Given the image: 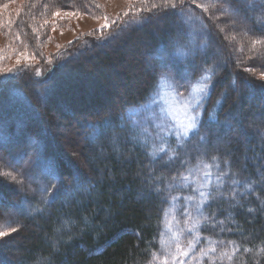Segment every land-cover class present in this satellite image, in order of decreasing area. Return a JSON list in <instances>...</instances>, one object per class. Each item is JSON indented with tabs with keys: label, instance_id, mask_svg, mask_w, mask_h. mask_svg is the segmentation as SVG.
I'll return each instance as SVG.
<instances>
[{
	"label": "trees",
	"instance_id": "16d2710c",
	"mask_svg": "<svg viewBox=\"0 0 264 264\" xmlns=\"http://www.w3.org/2000/svg\"><path fill=\"white\" fill-rule=\"evenodd\" d=\"M30 2L31 0L24 1L25 18ZM66 2L67 5H71L70 0ZM75 3L79 7L87 4V0H77ZM156 3H162V0H156ZM152 11L153 9L151 11L143 9L139 14L125 16L124 19L127 20L122 22L119 29L113 28L109 29L108 33L103 31L100 32L101 34L93 35L91 43L83 46L88 49L107 48L112 43L109 37L116 32L123 33L119 39V46H115L116 50L118 49L117 54L121 57H119V65L116 63L117 58L105 51L95 52L86 64L92 65L93 70L119 68L126 89L124 88L123 91L125 98L114 105L111 103L106 115L102 117L104 119L98 117L96 121H92L84 114L87 113L86 111L79 112L81 118L77 123L83 130L81 134H84L81 142L83 148L79 152L85 162L79 164L69 160V157H58L60 164L58 166L61 167L59 170L63 177L69 178L70 185L65 181L60 192L55 193L53 185L59 184V181L54 177L61 175L57 172L49 176L46 173L40 174L39 167L45 171L42 158H37L35 163H31L26 168L30 178L32 174L39 177L41 188L48 189L47 193L42 195V201L37 195H29L25 189L17 191L14 187H4L0 181V202L3 204L0 219L3 222L9 219L13 222V227L17 226L23 230L13 235L7 243H0V264H156L154 256L159 250L162 218L168 203H161V197L155 194L153 186L156 180L150 179V175L154 173L156 177H165L166 182L175 183L179 179L173 180L174 176L186 175L190 168L200 164L201 161L213 165V157L218 158L222 171L230 173L224 187L221 188L228 199L217 198L215 202L209 201L203 209L204 221L200 233L204 237L203 241L210 242L215 251L210 253L201 264H264V87H261L264 85V80L258 78L257 70L245 71L250 69L249 57L236 52L237 49L233 45L235 41H226L223 33L218 32L220 26L218 20L208 19L205 16L204 21L211 26L213 35L210 40L205 36L203 41H200L202 37L199 41H195V46L207 43L208 48L202 50V53H195L194 46L192 51L185 53L184 43L186 45L188 38L192 36L188 33L186 37L184 29L179 36L177 35L176 17L153 19L143 26L134 23ZM241 12L249 17L253 26H256L255 19H264L262 15L264 0L247 1ZM198 13L201 15L195 12L194 15L203 17L202 12L198 11ZM153 22L156 24L154 25ZM140 31L143 33L142 36H135L136 32ZM249 34L264 38V27ZM124 46L132 47L135 50L133 54L137 52L139 57L146 51L165 52L166 56L170 57L165 61L172 71L161 68L160 74L170 73L177 82L184 84L185 90L205 73L209 74V78L214 83L208 91L210 100L206 105L207 110L204 111V105L202 115L205 121L211 122L201 128L200 134L205 135L207 129L217 135L211 137L214 146L207 149V155L197 153L193 149V145L198 143V138L193 137L184 145L191 156L190 164L181 168L180 163L176 161L165 168L159 158L153 164L152 157L145 154L150 153L149 150L143 149L131 140L125 142L124 139H114L113 132L97 135L98 130H102L108 120L116 124L115 131L120 132L118 126L123 121L122 117L125 113L144 105L155 91L157 78H154L152 69L151 73L142 70L143 76L140 75L127 84L125 80H129L127 78L129 72L133 68H138L139 61L130 64L125 58L122 60ZM174 50L176 55L184 56L181 59L183 65L179 57H177L179 60L175 58ZM34 52L38 55L36 48ZM61 54L62 51L54 54L41 74H29L33 84L38 86L46 84V79L51 78L52 73L57 70L56 65L64 61V56ZM194 55L197 71L186 75L182 67L185 65L189 68ZM262 66L264 67V58ZM200 67L206 71L201 72ZM99 71L101 70H97V73H100ZM65 77L60 78L55 85L60 84ZM245 81L248 83L246 84ZM7 84L0 89V107L5 104L1 94L5 93ZM55 85H52L54 89H56ZM50 87L47 86L46 90L51 97ZM222 93L226 95L221 96ZM20 100L15 106L20 116L17 121L22 130L29 126L28 135L34 137L38 127L36 128L34 124L35 120H30L28 117L32 106L27 104L25 98ZM48 100L47 102L53 103L52 99ZM118 104L119 124L114 121L116 117L114 110ZM67 107L69 113L73 114L71 107L77 106L73 102ZM34 109L35 111L42 109L43 119L40 123L48 130L55 126L52 116H47L50 110L46 104L45 106L37 104V108L35 106ZM8 113L10 114L6 106L0 108L1 116L8 117ZM242 121L252 124L251 128L247 130L242 127ZM229 124L233 126L231 129ZM46 128L42 130L39 128V132L47 136ZM237 128L243 131L244 136L241 139L236 135ZM9 133L11 138L14 134L11 131ZM123 135L127 137V133ZM20 143L21 141L18 144ZM170 145L175 148L172 142ZM177 153L183 158L180 148H177ZM177 153L172 152L169 157H164V160ZM22 169L21 167L17 170ZM232 178L240 181L238 187L232 186L235 188L234 194L229 187ZM161 187L163 188V185ZM215 188L214 186L212 189ZM173 191L180 193L179 190L173 189L171 192ZM171 192L165 193L168 201L171 199ZM24 202L34 209L28 215L23 213L20 205ZM209 203L211 207L208 206ZM37 209L40 211H36ZM213 214L215 220H223L224 224L217 223L213 227L210 222L205 223V219L211 218ZM221 228L224 231H221Z\"/></svg>",
	"mask_w": 264,
	"mask_h": 264
},
{
	"label": "rangeland",
	"instance_id": "374dc122",
	"mask_svg": "<svg viewBox=\"0 0 264 264\" xmlns=\"http://www.w3.org/2000/svg\"><path fill=\"white\" fill-rule=\"evenodd\" d=\"M24 1L0 0V76H8L10 78L7 82L5 93L2 92L1 94V99L2 101L4 100L5 104H2L0 108H5L6 106L10 114L8 113V117L0 115V152H3L10 159L16 169L21 167L25 169L31 163H35L37 158H42L45 164V171L39 167L40 174L46 173L49 176L50 174L55 175L57 172V174L62 176L59 170L61 167L59 168L58 166V157H69V160H74L79 164L85 162L84 157L79 152L83 148L81 142L84 135L81 134L83 130L79 128L77 123L81 118L79 117L81 116L79 112L86 111L87 113L84 114L89 116L88 118L92 121H96L98 117L104 119L102 117L106 115L111 105L119 103L125 98L123 92L125 83L119 68L113 70L99 68L97 70L101 71L97 73V70H93L92 65L86 64V61L91 60L95 52L105 51L111 54L112 57H116V63L119 65L120 56L117 54L118 49L116 50V47L119 46V39L123 36V33L116 32L119 33V36L112 40L111 46L107 48L93 47L88 49L86 47L83 48V46L91 43L93 35L101 34L103 31L108 33L109 29L113 28L115 30L119 29L122 22L127 20V18L124 19L125 16L139 14L143 9H150L151 11L152 5L157 3L156 0H87V4L78 7L75 3L77 0H70L71 5L64 7L61 5L68 4L66 0H31L26 14L27 17L25 18ZM247 1L250 0H245V3L240 6L241 11H243ZM215 2L216 0H197V3L201 4L202 8H196L195 13L201 15L198 11L202 12L203 18L205 16L208 18L213 13L215 17H219L216 19L220 25L217 29L218 32L223 33L226 41H235L233 45L237 49L236 52L249 57V68L254 72L257 70L256 75L258 78L264 80L260 78L261 73H264V67L262 66L264 54H261L264 53V38L250 36L249 33L251 32H247L243 28L245 22H242L239 18H237L239 22L233 28L231 26V10H229L228 15L215 12L212 7ZM205 9L208 11H205ZM56 12H59L60 15H54ZM177 19V23H182L183 29L186 30V37H188V33L192 36L191 38L189 37L190 39L188 38L186 45L184 43V46H186L185 53H188L194 49V44L201 37L200 41H203L205 36L202 34L199 23L192 24L187 19V16ZM255 21L256 23H263L264 19H255ZM153 24L155 25L156 23L153 22ZM104 25L109 26L101 31L100 29ZM221 29H223V32H221ZM142 34L141 31L136 32L135 36L141 37ZM130 39L134 40L131 37ZM253 41L259 42L253 43ZM199 45L202 46L201 44ZM34 48L38 50V55L35 54ZM60 51H62L64 61H68L67 65L62 69L56 70L55 75L51 78H47L46 84L43 83L40 86L33 84L29 74H41L51 57L54 54H59ZM134 51L132 47L126 46L122 57V60L125 58L126 62L130 64L134 61H139V71L136 67L129 72L127 76L129 80H125L127 84L132 79L135 80L136 77L143 76L145 71L151 73V69L157 68L162 63L161 57H163L164 61L170 58L166 56L165 52L162 53L161 51L157 53H148L146 51L143 55H140L141 57L137 56V52L133 54ZM182 52L184 51L182 50ZM202 52L201 50L200 53ZM173 53L176 59H178L177 57L180 58L183 65L184 62L181 59L184 56L176 55L175 50ZM138 58L140 60H137ZM126 62L124 63L126 64ZM152 65L153 67L151 68ZM182 68L185 71L186 66L184 65ZM14 71L25 74L17 78L13 76ZM62 77H65L62 81L63 83L61 82L56 86V82L58 83V80ZM209 82V74L205 73L185 90L184 87H178L181 83L177 82L170 73L160 74L157 78L155 91L149 100L144 105L127 111L122 117L123 121L120 122V125L126 123L125 126L131 128L134 123L143 122L151 114L157 116L162 114L165 124L172 126L174 131L179 132L187 125L191 116L196 115L199 118L202 115L203 101L208 96ZM52 85H55L56 89ZM47 86H51V97L46 90ZM58 95L59 97H57ZM24 98L27 104L32 106V111H30L28 117L30 120L34 119V124L36 128L38 127L34 137L28 135L30 132L29 126L22 130L17 121L20 116L15 109V106H17L16 102ZM47 99H49L48 101L52 99L53 103L47 102ZM83 101L85 103H82ZM73 102L76 103L77 107H71L73 114H70L67 105ZM37 104L39 106H45V104L48 106L50 112L47 113V116H52L55 125L50 130L40 123L43 115L42 109H36L35 111L34 107L36 106L37 108ZM33 105L35 106L33 107ZM197 105L200 107L197 108ZM194 108H196L195 112L193 111ZM114 111L116 112L114 121L119 124V104ZM241 125L248 130L252 124L249 125L247 122L242 121ZM39 128L40 130L46 128L47 136L44 133H40ZM237 130L236 135L241 139L244 136L243 131L241 128H237ZM10 131L14 134L11 138ZM20 141L21 143L18 144ZM170 142L177 148L174 136H169L167 144L164 146L167 147ZM148 150L150 153L155 154L157 158L161 155L158 150H154L152 147H149ZM169 154H172V152L169 151L168 155L164 157H169ZM17 155L18 157L14 158ZM197 165L192 168H196ZM209 172L211 173L210 187H217V169L215 164L210 168L200 166L198 172L191 174L188 171L184 175L187 180L175 181V183L184 184L185 187L174 188L179 190L180 193L173 191L170 194L171 199L162 218L159 250L154 256L156 264H181V260L183 264H201L213 252L211 243L208 241L204 242V237L200 233L204 215L198 216L194 211L191 216L181 215L177 208L183 206L185 201L181 199L175 204L172 203L173 197L184 196H192L194 200L200 202L201 198L198 190L207 183L205 174ZM0 173H10V175L0 174L2 186L14 187L17 191L25 189L29 195H37L41 200L42 188L39 177L32 174V178L28 175L25 179L19 175L17 170L6 167L2 163H0ZM13 176L16 177L15 181L12 179ZM67 183L70 185L69 179ZM203 190L208 191L209 188L206 187ZM20 205L25 215L34 211L25 202ZM206 205L207 202L204 203V207ZM12 224L13 222L9 219L4 222L0 219V225H3L0 230H7L9 225L18 229L17 232L10 233L9 236L0 240V243H7L13 235L23 231L22 228L13 227ZM183 252H187L188 255H183Z\"/></svg>",
	"mask_w": 264,
	"mask_h": 264
},
{
	"label": "snow or ice",
	"instance_id": "6c2138e0",
	"mask_svg": "<svg viewBox=\"0 0 264 264\" xmlns=\"http://www.w3.org/2000/svg\"><path fill=\"white\" fill-rule=\"evenodd\" d=\"M245 3V0H216V2L212 5V7L215 9V12L222 13L224 15H228L229 10H231L232 16H231V26L234 28L236 24L239 22V20L245 21L243 24V28L247 32H254L258 28L264 27V23H257L256 26H253L250 22V19L247 15L242 14L241 12V5ZM61 6H68L67 4H62ZM195 6V7H193ZM250 7V6H249ZM196 8H202V5L197 3V0H162V3L159 4H153L152 9L153 11L147 15L143 16L140 20L135 21L134 23L143 26L144 24L150 23L153 21V19H162L165 17H176V18H182L187 16V19L192 24L199 23L202 29V34L206 36L209 40L211 39L213 32L211 30V26L207 24L204 21L203 17H196L194 15ZM87 10V9H85ZM205 11H208L205 9ZM247 11V10H245ZM54 15L59 16L60 13L56 12ZM71 15V13H69ZM264 15V13H262ZM219 17H215V14L213 13L212 16H209L208 19H218ZM109 25H104L100 29L101 31L103 28L108 27ZM178 33L179 36L180 32L183 31L182 23L177 24ZM123 31V29H121ZM221 32H223V29H221ZM218 35V34H217ZM119 36V33H116L115 35L109 37V40H114ZM259 41H253V43H258ZM208 48V44L205 43L204 45H196L194 52L198 53L201 50H206ZM162 63L157 66V68L153 69V76L154 78H158L160 75L159 69L166 68L169 71H172L169 64L164 61L163 57H161ZM19 63V61H18ZM68 61H62L56 65V69H62L67 65ZM190 68V71H189ZM189 68H186L185 74L190 75L191 73H195L197 71V64H196V58L194 55L193 60L190 62ZM201 72L206 71L203 67H200L199 69ZM245 71H251V69H245ZM25 74L18 71L13 72L14 77H19L20 75ZM52 75H55V72L52 73ZM261 79H264V73H261ZM10 78L8 76H0V87H3L5 84H7L8 80ZM209 90H211V85L214 83L211 78H209ZM234 83V82H233ZM247 84L248 82L245 81ZM250 86V85H249ZM178 87H184V84H179ZM261 87H264V85H261ZM226 95V93H222L221 96ZM210 100V95L205 97L203 104L205 105L204 111L207 110L206 105L208 101ZM219 102V101H218ZM200 106L197 105V108ZM193 111H196V108L193 109ZM211 121H205L203 118V115H201L199 118L196 115H193L189 118V122L187 125L180 130L179 132L174 131L173 127L170 125H166L165 122L162 119V114L160 116H157L155 114L149 115L147 119H145L143 122L134 123L131 128L126 127L125 125L121 124L119 125L121 131L116 132L117 125L114 124L111 120H108L105 122V125L103 126L102 130H98L97 135H105L108 132L114 133V139H124L125 142L128 140L133 141L135 144L139 145L143 149H148L149 147H152L154 150H158V152L161 154L159 155V160L162 161V166L167 168L169 165L173 162L178 161L180 163L181 168L185 167L186 165H189L191 162V156L189 153V150L184 148V145L187 144L192 140L193 137L198 138V143L196 145H193V149L197 153H200L202 155H207V149L210 147H213V137L214 135H217L210 130L206 129V134L201 135L200 131L201 128H204L206 123H209ZM218 122V121H217ZM233 126L229 124V128L231 129ZM127 133V137H125L123 134ZM169 136H174L176 138L177 142V148H180L183 152V158L179 153H177V148H172L171 145H168L165 147L164 145L167 144V138ZM171 151L173 153H177L176 155L170 157L168 160H164V156L168 155V152ZM146 155H150L152 157L151 162L153 164L156 163L157 156L153 153H145ZM213 162L215 164V167L217 169V184L218 187L215 189H212L210 187V181H211V173L205 174V180L207 183L201 186V189L198 190L199 197L201 198L200 202H197L193 199L192 196H184V197H173L172 203L175 204L177 201L183 199L185 201V204L183 206H180L177 208V211L181 213V215L191 216L192 212L194 211L198 216H203V207L205 202H215L217 198L221 200L228 199V197L225 195L223 191H221V188L224 187L226 178L230 176V173L228 171H222L220 169V164L218 161V158L213 157ZM0 163L4 164L6 167L13 168L14 170H17L15 168V165L12 164L9 158H7L3 152H0ZM227 164V161L225 162ZM203 166L205 168H210L212 165L203 163V161L200 162V164L197 165L196 168H190V174L193 172H198L199 167ZM19 172V175L21 177H24L25 179L28 177L29 173L27 169L17 170ZM151 171V170H150ZM4 175H10V173H0ZM55 179H58L59 184H54L53 188L55 189V193H59L61 190V187L67 181L69 178L59 176L54 177ZM12 179L15 181L16 177L13 176ZM75 179V178H72ZM150 179L156 180V184L153 186L155 194L161 197V203H168V196L165 193H170L174 188H183L185 187L182 183H172V182H166L165 177L160 176L156 177L153 173L150 175ZM187 180L186 176H174L173 180ZM163 185V188L161 187ZM240 185V181L237 178L231 179V184L229 185L230 188L232 186L238 187ZM209 188L208 191L203 190L204 188ZM48 189L44 188L41 190V194L47 193ZM215 193V194H214ZM232 193H235V188H232ZM234 198V195H233ZM53 199H55V196H53ZM209 207H211V203L208 204ZM36 211H40L37 209ZM3 212V204L0 202V213ZM211 223L213 227L218 223L220 225L224 224L223 220H215V214L212 215L211 218H206L205 223ZM3 225H0V228H2ZM17 228L8 227L7 230H0V240H2L4 237H7L10 235V233L17 232ZM221 231H224L223 228H221ZM198 240V238H197ZM191 244V242H190ZM179 247V246H178ZM215 251V249H213ZM183 255L187 256V252H183ZM181 264H183V261L181 260Z\"/></svg>",
	"mask_w": 264,
	"mask_h": 264
}]
</instances>
